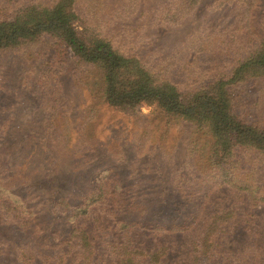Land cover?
<instances>
[{
	"label": "rangeland",
	"instance_id": "obj_1",
	"mask_svg": "<svg viewBox=\"0 0 264 264\" xmlns=\"http://www.w3.org/2000/svg\"><path fill=\"white\" fill-rule=\"evenodd\" d=\"M76 5L86 40L108 36L135 47L150 65L173 71L185 91L221 67L229 35L239 49L232 53L243 52L259 28L252 17H264L258 0ZM236 94L239 109L264 127V74ZM122 191L136 197L133 218L166 214L164 222L192 224L181 231L136 224L126 235L117 216ZM214 223L221 227L207 237ZM0 241V264H82L88 254L91 264H130V241L143 249L136 264H264V153L223 151L207 126L157 102L109 104L100 64L42 34L0 48Z\"/></svg>",
	"mask_w": 264,
	"mask_h": 264
},
{
	"label": "trees",
	"instance_id": "obj_2",
	"mask_svg": "<svg viewBox=\"0 0 264 264\" xmlns=\"http://www.w3.org/2000/svg\"><path fill=\"white\" fill-rule=\"evenodd\" d=\"M258 1L264 5V0ZM22 2L23 0H0V48L17 46L42 34H56L79 57L100 64L104 69L109 104L125 108L145 102H157L170 113L187 118L200 126H207L223 151H230L232 155L235 153L236 157L241 147L264 153V127L253 118H249V113L239 109L236 94L239 84L264 74L263 16L259 19L257 16L252 17V21L256 22L259 28L253 35L248 34L249 38L242 48L243 52L237 56L233 54L239 49H235V42L233 43L236 35H229L220 62L217 64L221 67L209 68L208 70L215 69V73L198 79L202 80V83L197 88L185 91L174 79L173 71L168 69L165 71L164 68L158 69V65H150L135 47H123L108 36L103 39L86 40L85 29L78 28L81 15L76 0H57L53 5H47L39 0ZM205 36L210 38L211 33ZM203 37L204 35L196 37V40L201 43ZM257 186L263 187V181H257ZM135 199L134 193L131 192L122 191V194L118 195L119 210H123V213H118L117 216L122 228L126 230V235L131 236L130 232L136 224L143 228L164 231H181L192 224L190 221L164 222L162 218L166 214L160 215L162 217L159 219H149L148 214L144 218H133L130 215L134 211L132 207ZM188 214L194 217L197 211ZM220 227L214 223L206 236H213ZM64 242L66 240L59 243L60 246ZM130 242L126 247V254H129L130 258L124 261L136 264L133 260L143 249L132 246ZM83 245L87 249L92 247L87 240L83 241ZM61 254L59 253L65 261V253ZM151 257L156 262L160 260L157 253ZM92 260L93 255L88 254L82 264H91Z\"/></svg>",
	"mask_w": 264,
	"mask_h": 264
}]
</instances>
